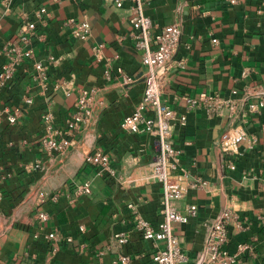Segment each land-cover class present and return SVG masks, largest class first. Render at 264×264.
<instances>
[{
    "label": "crops",
    "instance_id": "0c3cea01",
    "mask_svg": "<svg viewBox=\"0 0 264 264\" xmlns=\"http://www.w3.org/2000/svg\"><path fill=\"white\" fill-rule=\"evenodd\" d=\"M39 7L46 11L42 17L33 14ZM144 12L158 25L178 22L181 28L178 54L186 61L169 75L161 98L185 115L183 124L175 123L173 139L183 177L195 183L181 204H194L197 214L175 226L190 256L186 264H194L208 225L227 207L249 224L244 230L228 226L229 252L239 243L251 247L235 264H264V108L250 110L256 100L244 95L253 85L264 89V0H150ZM25 18L35 20L45 37L31 40V55L0 90V264H111L123 253L130 264H153L151 241L132 229L128 207L132 203L152 225L160 219L161 184L143 178L158 143L121 125L142 101L144 85L141 53L127 35V11L104 0H0V67L7 60L2 46L15 39ZM68 18L87 21L86 39L69 34L63 24ZM37 61L45 65L43 83L34 79ZM58 82L69 91L54 90ZM202 93L244 99L232 116L188 109L184 97ZM81 94L88 99V120L70 135L62 133ZM47 112L56 138L74 139L61 153L50 155L42 146ZM97 149L112 160L113 178L83 161ZM84 181L90 192L77 195ZM52 229L72 241L49 257L41 236ZM119 231L127 241L105 251Z\"/></svg>",
    "mask_w": 264,
    "mask_h": 264
},
{
    "label": "built area",
    "instance_id": "2783aa9c",
    "mask_svg": "<svg viewBox=\"0 0 264 264\" xmlns=\"http://www.w3.org/2000/svg\"><path fill=\"white\" fill-rule=\"evenodd\" d=\"M150 0H104V2L114 8H124L127 11V20L131 29L127 33L134 41V46L141 53V63L143 71V93L142 101L135 107L134 111L126 115L121 125L131 131H144L154 137L158 143V151L149 162L144 171L143 178L146 181H157L161 184V197L159 214L160 219L156 225H152L144 219L136 210L132 203L128 204L134 212L133 230L140 233L145 239L151 241L153 264H186L189 261V254L181 247L175 233V226L184 224L188 219L197 214L194 204H181L188 187L194 185L184 179V169L180 166V150L176 147L173 139L175 123L183 124L184 114H178L165 103L161 98L163 87L168 81L169 75L184 67L186 58L178 54L181 28L178 22L165 25H158L144 12V5ZM7 8V7H6ZM36 17L46 14L44 7H39L33 11ZM44 23V22H43ZM69 34L77 39H86L89 35V24L85 19L77 20L68 18L63 21ZM45 34L37 30L35 20L25 18L19 26L15 39L8 40L2 46V50L7 60L0 67V90L10 81L18 66L25 56L31 55L29 45L31 40H43ZM98 52L99 47H93ZM97 54V53H95ZM105 65H110V60H105ZM36 70L34 79L37 83L45 80V65L34 62ZM63 89L65 93L69 88L64 82H58L55 89ZM86 94V93H85ZM81 94L73 104L72 113L65 119L66 127L62 133H69L77 130L81 124L85 123L89 117V107L87 97ZM245 97L252 95L255 102L249 104L250 110L264 108V89L256 85L249 87L244 94ZM186 107L188 109H205L212 113H226L228 116L234 115L242 99H231L218 93L204 94L198 97L185 96ZM29 102L28 98H25ZM148 114H144L143 111ZM9 121H14V115L8 117ZM52 115L47 112L43 115L44 134L41 137L43 148L50 154L61 153L69 145L74 143L73 138L67 136L57 139L54 134ZM255 139H251L254 143ZM83 161L98 169L100 174H106L113 178L115 168L108 155L100 150H94L84 156ZM90 192L89 181L78 184L75 188L77 195ZM39 220L47 218L45 212L38 215ZM229 225H234L238 230H244L249 224H244L239 215L232 207H227L208 225L202 249L194 256V264H235L239 260V255L245 249H251L249 243H239L234 252H229L226 244L229 240ZM39 231L34 233L35 238H39ZM42 239L48 246V255L53 257L59 251L61 245L72 241L71 235H63L58 229H52L42 234ZM128 235L121 231L114 233L112 241L105 246V251H111L126 242ZM257 237H253L256 240ZM264 240V234H262ZM131 257L128 254H118L111 264H130Z\"/></svg>",
    "mask_w": 264,
    "mask_h": 264
}]
</instances>
